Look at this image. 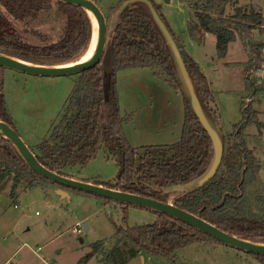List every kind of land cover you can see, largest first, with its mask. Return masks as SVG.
Instances as JSON below:
<instances>
[{
	"label": "trees",
	"instance_id": "16d2710c",
	"mask_svg": "<svg viewBox=\"0 0 264 264\" xmlns=\"http://www.w3.org/2000/svg\"><path fill=\"white\" fill-rule=\"evenodd\" d=\"M125 1L127 0H119L111 6L109 16ZM235 1L195 2L191 6L194 16L188 22V33L198 44L205 43L208 33L214 34L219 58L227 56L231 42L240 40L249 55V61L245 65L247 89L255 96L259 92L249 76L261 68L264 42L252 44L251 38L255 29L264 32V16L242 6H236L232 15H226V6ZM153 4L169 27L158 5ZM55 5L65 16L64 27L58 39L43 45L26 42L12 20L26 22L36 19L42 13L51 12ZM170 31L181 50L206 115L212 124L219 126L221 116L207 77L199 63L185 51L179 39L171 29ZM92 32L91 19L81 7L59 0H0V54L40 65L67 64L86 54ZM148 67L182 94L185 120L179 141L134 147L125 133V126L133 116L131 113L121 112L117 75L127 69ZM4 69L0 67V71ZM77 76L78 81L69 96L68 107L60 122L48 137L30 147L43 165L53 172L73 178L68 171L95 160L107 143L117 158L119 174L115 185L104 186L166 203L170 200V193L166 190L181 185L184 191L175 200L176 206L201 216L230 235L264 244V212L253 210L257 197L253 187L259 182L262 165L254 152L246 147L243 135L249 124L260 125L257 113L242 101L244 118L229 135L231 146L227 145L226 136L221 134L225 152L217 175L200 190H193L192 183L204 175L212 163V140L190 104L171 48L146 4L136 2L123 12L100 64ZM2 86L0 81L1 89ZM106 93L109 95L108 101ZM5 104L1 93L0 120L15 129L14 124L7 119ZM9 176L13 178V196L26 181L30 188L55 185L59 189L95 196L104 203L119 204L124 209L134 206L51 182L31 170L16 147L0 137V183ZM143 209L156 214L155 223L132 228L117 226L114 246L105 248L104 241L96 242L93 252L84 260L97 254L105 264H126L138 255L169 257L176 250L194 242L223 244L174 217ZM247 254L264 264V256Z\"/></svg>",
	"mask_w": 264,
	"mask_h": 264
},
{
	"label": "rangeland",
	"instance_id": "374dc122",
	"mask_svg": "<svg viewBox=\"0 0 264 264\" xmlns=\"http://www.w3.org/2000/svg\"><path fill=\"white\" fill-rule=\"evenodd\" d=\"M95 1L107 17L109 41L115 34L120 8L109 16L110 7L119 0ZM152 1L158 5L168 25L184 39L188 49L207 69L210 87L221 116V134L226 136L227 145H232L229 135L244 118L242 101L256 111L260 125L249 124L243 135L246 147L254 152L262 165L259 182L253 187L257 196L253 210L263 213L264 78L261 80L262 84L256 87L259 93L252 95L247 89L245 77V65L249 61V55L240 40L229 44L225 58L217 56L214 34L208 33L204 44L191 43L188 22L194 16L191 6L199 0ZM236 6L246 7L249 11L259 12L264 16V0H236L226 6L225 14L232 15ZM12 21L26 42L43 45L58 39L64 27L65 16L55 5L51 12L42 13L36 19L26 22ZM262 30L264 31V27ZM261 42H264V32L255 29L251 43ZM263 64L264 54L261 66ZM141 72L140 69H129L117 75L123 95L120 109L123 114H132L133 118L127 125L133 134L137 131L144 132L146 128L139 126L137 122L143 123V114L150 109L145 94L141 95L137 91L141 88H132L134 81H142ZM0 81L3 85L0 94L3 93L5 99L7 119L14 124L27 145L34 147L48 137L60 122L78 76L37 77L4 69L0 71ZM142 107L144 112L140 113ZM160 123L161 121L157 127L152 128L162 132L160 129L164 130L165 127ZM129 129L126 128L127 133ZM176 139L170 137L167 140L171 142L166 143L179 141ZM130 142L134 145L136 143L131 140ZM68 173L80 181L112 186L117 182L119 166L116 156L105 143L95 160L84 166L78 165ZM12 184L11 176L0 183V264L10 260L16 264H105L97 254L84 260L93 252L96 242L104 241L105 248H112L116 242L117 226L132 228L148 225L155 223L157 218L154 212L142 207L127 206L124 209L119 204L104 203L100 198L74 190L67 191L69 196L63 197L55 185L30 188L24 181L13 196ZM173 188L166 192L170 193L169 202L174 204L184 188L181 185ZM83 224H87V230ZM78 229L82 231L78 233ZM141 256L132 258L126 264H263L257 258L234 247L210 242L191 243L176 250L169 257L147 254L143 258Z\"/></svg>",
	"mask_w": 264,
	"mask_h": 264
},
{
	"label": "water",
	"instance_id": "95a60500",
	"mask_svg": "<svg viewBox=\"0 0 264 264\" xmlns=\"http://www.w3.org/2000/svg\"><path fill=\"white\" fill-rule=\"evenodd\" d=\"M59 1L66 4L81 7L86 11L92 22V39L95 31L93 18L95 19L97 25V48L93 56L84 62H80L79 59L77 61L61 65H40L26 62L5 54H0L1 68L12 69L21 73L37 77H64L80 74L82 72L91 70L95 68L98 64H100L106 52L108 44V21L106 15L94 0ZM168 1L169 0H167V2ZM136 2H142L149 7L154 21L163 33L174 55L190 104L203 128L212 140L214 150L212 163L206 173L191 185L193 190H200L217 175L222 165L224 159L225 145L221 135V129L218 125L212 124V122L206 115L201 101L197 95L192 78L186 67L181 50L177 45L176 40L173 34L171 33L169 27L164 22L159 12L155 8L153 2L151 0H127L120 6L118 10V19L128 7H130ZM108 100L109 95L108 93H106V101ZM0 137L11 142L16 147V149L23 157L27 165L31 168V170H33L40 176L49 179L53 183H57L66 188L82 191L84 193L94 194L122 204L139 206L167 214L171 217H174L180 221L191 225L192 227L200 230L201 232L219 240L225 245L234 247L246 253H253L256 255L264 256V244L244 240L236 236L230 235L229 233L222 231L212 223L204 220L201 216L185 211L173 203H165L142 195L123 192L119 189H112L102 184H94L92 182L80 181L78 179L63 176L58 174L57 172L51 171L48 167H46L39 161L35 153L19 135L17 130H15L12 126L2 120H0ZM58 193L63 197L69 196L67 190L62 188L58 189ZM83 227L85 230H87V224H83ZM141 257L143 258V255Z\"/></svg>",
	"mask_w": 264,
	"mask_h": 264
},
{
	"label": "crops",
	"instance_id": "0c3cea01",
	"mask_svg": "<svg viewBox=\"0 0 264 264\" xmlns=\"http://www.w3.org/2000/svg\"><path fill=\"white\" fill-rule=\"evenodd\" d=\"M170 29L173 31L171 27ZM173 33L179 39L185 51L197 63H199L202 72L208 79L207 69L201 63L202 61L200 62L199 59H197L196 56L192 53V51L188 49L187 43H185L184 39L180 35H178L175 31H173ZM193 42L194 41L191 39V43ZM132 69H140V71H142L141 73H143L142 81L141 82L134 81L132 88L133 87L141 88V89H137V91L141 93V95L145 94V96L147 97V103H150L149 104L150 109L148 110V112L143 114L144 116L143 123L142 121L140 122L139 120H138L139 122H137L139 126L146 128L145 130H143L144 132L137 131L133 134V133H130V129L128 125L126 126V128L129 129L127 133V130L125 128V133H126V136L129 142L130 140L132 142L136 141L135 145L130 142L131 145L134 147L141 146V145L143 146L163 145V144H167L166 142H171V141H168L170 140V137L174 139L177 138L176 140H180L182 136V129H183L184 120H185V103H184V98L182 94L178 92L177 90H175L173 87H171V85L167 81H165L164 78L159 77L155 73L154 69L149 68V67L148 68H132ZM122 72L123 71L119 73H122ZM133 75H137V74H133ZM208 82H209V79H208ZM209 85H210V82H209ZM117 87H118L119 100H120V106H121L123 95L120 91L118 79H117ZM142 112H144L143 107L140 109V113ZM159 121H161L160 124L162 125V127H165L164 130L160 129L162 132H160L159 130L157 131L155 127L152 128V126H156ZM219 128L221 129L220 125H219ZM177 130H179V132Z\"/></svg>",
	"mask_w": 264,
	"mask_h": 264
},
{
	"label": "built area",
	"instance_id": "2783aa9c",
	"mask_svg": "<svg viewBox=\"0 0 264 264\" xmlns=\"http://www.w3.org/2000/svg\"><path fill=\"white\" fill-rule=\"evenodd\" d=\"M264 27V26H262ZM263 54H264V50H263ZM263 66L264 64L261 66L260 69H258L257 71L253 72L252 74H250L249 78L252 82V84L255 86V88L259 85H261V80L264 78V70H263ZM248 101L250 102L251 99L249 98ZM82 230L81 229H78L77 232L80 233ZM5 264H16V263H13L12 260L8 261L7 263Z\"/></svg>",
	"mask_w": 264,
	"mask_h": 264
},
{
	"label": "bare ground",
	"instance_id": "6f19581e",
	"mask_svg": "<svg viewBox=\"0 0 264 264\" xmlns=\"http://www.w3.org/2000/svg\"><path fill=\"white\" fill-rule=\"evenodd\" d=\"M93 22H94V27H95L94 36H93L90 47L88 48L86 54L80 59V62H84L88 60L89 58H91L97 48V25H96L94 18H93Z\"/></svg>",
	"mask_w": 264,
	"mask_h": 264
}]
</instances>
